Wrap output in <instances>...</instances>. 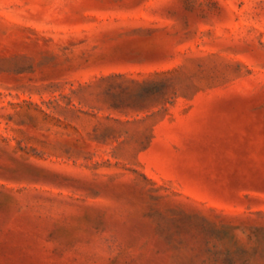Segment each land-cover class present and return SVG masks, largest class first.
<instances>
[{
  "label": "rangeland",
  "instance_id": "obj_1",
  "mask_svg": "<svg viewBox=\"0 0 264 264\" xmlns=\"http://www.w3.org/2000/svg\"><path fill=\"white\" fill-rule=\"evenodd\" d=\"M0 264H264V0H0Z\"/></svg>",
  "mask_w": 264,
  "mask_h": 264
}]
</instances>
